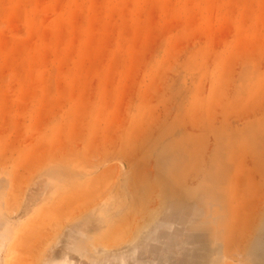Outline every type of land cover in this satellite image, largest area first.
<instances>
[{
    "label": "rangeland",
    "instance_id": "1",
    "mask_svg": "<svg viewBox=\"0 0 264 264\" xmlns=\"http://www.w3.org/2000/svg\"><path fill=\"white\" fill-rule=\"evenodd\" d=\"M38 222L36 264H264V0H0V264Z\"/></svg>",
    "mask_w": 264,
    "mask_h": 264
},
{
    "label": "bare ground",
    "instance_id": "2",
    "mask_svg": "<svg viewBox=\"0 0 264 264\" xmlns=\"http://www.w3.org/2000/svg\"><path fill=\"white\" fill-rule=\"evenodd\" d=\"M255 192V191H254ZM260 195V194H259ZM262 196V195H261ZM255 197V196H254ZM259 197V196H258ZM262 202V201H261ZM261 204V203H260ZM259 206V203L258 205ZM260 208V207H259ZM45 226L44 223H35L32 225L31 229L29 228V231L27 233V235L22 239L20 245L18 246V248L16 249V252H15V255H14V258H13V264H36V261H34V259L32 258L31 255L28 254L27 252V244H28V241H30L32 235H34V233L36 232H40L39 230L41 228H43ZM245 228V227H244ZM119 230V229H118ZM120 231H122L120 229ZM234 231V230H233ZM244 232V231H243ZM49 235V234H47ZM238 235V234H237ZM46 236V235H45ZM120 236V235H119ZM245 236V235H244ZM239 237V235L236 237V240L237 238ZM249 237V236H248ZM247 235L246 237L244 238H248ZM38 238V237H37ZM241 238V237H240ZM33 239V238H32ZM40 240V239H39ZM240 240V239H239ZM243 240V239H242ZM246 240V239H245ZM241 241V240H240ZM244 241V240H243ZM42 242V241H41ZM237 242V241H236ZM43 243V242H42ZM238 243V242H237ZM236 244V243H234ZM240 244V242H239ZM243 244V243H242ZM246 244V243H245ZM31 244H29L30 246ZM241 245V244H240ZM27 246V247H26ZM33 246V245H32ZM38 246V245H37ZM236 246V245H235ZM243 246V245H242ZM34 247V246H33ZM36 247V246H35ZM237 247V246H236ZM239 247V246H238ZM237 247V248H238ZM240 248V247H239ZM31 249V247H30ZM243 249V248H242ZM41 251V250H40ZM239 251V249L237 250ZM236 251V252H237ZM241 252V250H240ZM33 254V253H32ZM37 254V253H36ZM35 255V254H34ZM38 255V254H37Z\"/></svg>",
    "mask_w": 264,
    "mask_h": 264
},
{
    "label": "water",
    "instance_id": "3",
    "mask_svg": "<svg viewBox=\"0 0 264 264\" xmlns=\"http://www.w3.org/2000/svg\"><path fill=\"white\" fill-rule=\"evenodd\" d=\"M154 258L155 259L153 261L147 262V263H144V264H168L167 262H164L162 260V254L160 253V251L156 253V256ZM136 264H138V263H136Z\"/></svg>",
    "mask_w": 264,
    "mask_h": 264
}]
</instances>
